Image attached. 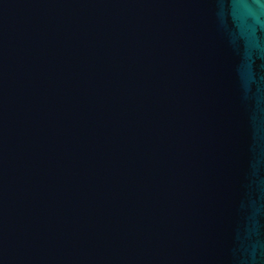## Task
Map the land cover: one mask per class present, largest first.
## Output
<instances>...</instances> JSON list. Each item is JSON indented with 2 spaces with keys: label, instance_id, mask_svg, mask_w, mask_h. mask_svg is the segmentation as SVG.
Wrapping results in <instances>:
<instances>
[{
  "label": "water",
  "instance_id": "water-1",
  "mask_svg": "<svg viewBox=\"0 0 264 264\" xmlns=\"http://www.w3.org/2000/svg\"><path fill=\"white\" fill-rule=\"evenodd\" d=\"M0 264H264V0H0Z\"/></svg>",
  "mask_w": 264,
  "mask_h": 264
}]
</instances>
